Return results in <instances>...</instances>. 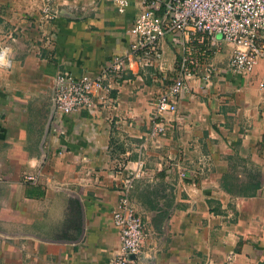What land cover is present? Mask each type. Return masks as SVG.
Here are the masks:
<instances>
[{"label":"crops","instance_id":"0c3cea01","mask_svg":"<svg viewBox=\"0 0 264 264\" xmlns=\"http://www.w3.org/2000/svg\"><path fill=\"white\" fill-rule=\"evenodd\" d=\"M138 4L118 12L110 0H0L11 57L0 67V264H108L120 251L118 184L138 159L129 196L146 226L142 264H264V56L243 74L229 68L233 48L221 36L190 42L200 77L162 116L164 132L148 137L150 98L178 63L167 34L161 67L142 72L132 60L111 80L112 104L74 112L64 134L48 127L56 69L95 73L126 51ZM180 165L203 171L180 178Z\"/></svg>","mask_w":264,"mask_h":264},{"label":"built area","instance_id":"2783aa9c","mask_svg":"<svg viewBox=\"0 0 264 264\" xmlns=\"http://www.w3.org/2000/svg\"><path fill=\"white\" fill-rule=\"evenodd\" d=\"M118 12H125L134 0H110ZM139 10L127 28L129 41L126 51H114L106 64L95 73L84 71L78 74L58 67L53 75L50 93L51 114L48 127L57 134H64L65 119L74 112L85 110L94 113L100 104H112L109 93L111 80L123 78L132 69L135 61L142 72L150 65L163 64L162 38L170 34L180 46L176 73L163 89L150 98L151 126L147 136L163 133L162 116L177 110V98L182 89H188L190 81L198 76V59L191 54L190 42L197 40L216 43L218 36L232 46L228 59L231 70L248 73L255 60L264 56V0H138ZM48 14L57 13L49 6ZM51 16V15H50ZM207 48L202 50L204 55ZM11 65L10 46L0 42V67ZM210 65L204 66L201 77L207 82ZM264 93V81L258 83ZM130 169L119 182V197L111 210V219L117 229L120 251L111 257L108 264H142V252L146 240V226L142 216L130 200L129 190L134 180L143 174V160ZM203 171V167L189 170L178 166L180 178L188 173ZM27 180H36L37 175L23 173Z\"/></svg>","mask_w":264,"mask_h":264}]
</instances>
